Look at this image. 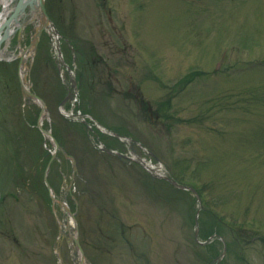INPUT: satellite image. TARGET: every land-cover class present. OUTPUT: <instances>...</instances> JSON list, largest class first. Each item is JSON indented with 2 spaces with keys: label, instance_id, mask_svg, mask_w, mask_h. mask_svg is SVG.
Returning a JSON list of instances; mask_svg holds the SVG:
<instances>
[{
  "label": "rangeland",
  "instance_id": "374dc122",
  "mask_svg": "<svg viewBox=\"0 0 264 264\" xmlns=\"http://www.w3.org/2000/svg\"><path fill=\"white\" fill-rule=\"evenodd\" d=\"M45 7L64 58L47 28L25 51L43 115L21 95L19 57L0 60V264H77L64 206L83 264H264V0ZM73 89L67 109L104 131L62 116ZM38 122L64 149L54 158Z\"/></svg>",
  "mask_w": 264,
  "mask_h": 264
},
{
  "label": "bare ground",
  "instance_id": "6f19581e",
  "mask_svg": "<svg viewBox=\"0 0 264 264\" xmlns=\"http://www.w3.org/2000/svg\"><path fill=\"white\" fill-rule=\"evenodd\" d=\"M21 2L24 0H20ZM14 0H0V20H2V18H5L11 11L13 4H14ZM28 8V7H27ZM27 17H37L38 21L35 22V26L40 25L41 21L39 20L40 18L43 17L42 14L38 13V10L33 9V10H29V9H25L24 12L20 15V17L18 18V24L20 27H16L17 25H15V23H13L8 32L10 31V34L7 32V37H5V39L3 41L0 42V60L3 59H7V60H11L12 58L15 57H21V62L18 68V82L19 85L25 89L26 91L30 90V85L27 81V77H26V72H27V68H26V61L30 58V54L31 51L33 50H29L27 52L23 51V46H22V40H23V36H24V32H25V25H26V18ZM16 23V24H17ZM48 25V22L46 23ZM36 31V28L33 30V33ZM9 34V35H8ZM56 36V34H54ZM54 36V37H55ZM13 37L17 38L18 43L16 44V48L15 50L11 49V40L13 39ZM57 37H55V44L54 46L57 47L58 42H57ZM26 96V95H25ZM26 97H30V96H26ZM25 97V99H26ZM32 98V97H30ZM35 101V102H34ZM34 103H40L37 100H34ZM82 120H86L87 116L82 115ZM79 117V118H81ZM90 125V124H88ZM91 126V125H90ZM101 130L104 131V128L102 126H99ZM48 136V139L50 141V143L53 144L54 147H52V151L50 152V156H55L57 154V148L55 147V142L53 140V138L51 137L50 133L45 132L44 137ZM50 193L51 190H50ZM58 202H60L59 200H57ZM63 206V205H62ZM64 210L66 211V214L64 215V218L62 219V221H59L60 226L62 227V229L60 228V234L61 236H65V235H69V237H71V235L69 234L71 232V227L73 225V218L71 217V215L69 214V212L65 209L64 206ZM72 238V237H71ZM73 254H75V258H77V260H79L77 262V264H83V259L81 260L80 258V253L78 251H75V249L72 250Z\"/></svg>",
  "mask_w": 264,
  "mask_h": 264
},
{
  "label": "water",
  "instance_id": "95a60500",
  "mask_svg": "<svg viewBox=\"0 0 264 264\" xmlns=\"http://www.w3.org/2000/svg\"><path fill=\"white\" fill-rule=\"evenodd\" d=\"M37 5L39 6V8L41 9V12L43 14V21H41V23H40L41 26L36 30L35 35L33 36L31 42L26 46L25 49H23V51H25L27 48H29L31 46L35 47L36 44H37V38H38V36L40 35V32H41V28H43L46 25L47 22H49L50 25H52V22L49 20V18L47 17V15L45 13L44 6H43V0H24L22 2L20 0H17L15 2V4L13 5L10 13L5 18H2V20H0V42L3 41L5 39V37H7V32H8V30H9V28H10L12 23H15V25H17L16 27H20L19 24L17 23L18 22V18L24 12L26 7L27 6H29V7L31 6L32 7V6H37ZM8 33L10 34V31ZM20 60H21V57H20ZM21 91L24 93V95L30 96L33 99H35V100L40 102V107H41L40 115L45 112V103L43 102V100L38 95H36L35 93L31 92L30 90L26 91L22 87H21ZM37 127L41 130V132L43 134H45V132H48V131H45L41 127L40 123L37 124ZM54 142H55L56 148H59L63 152L62 147H60L59 144L55 140H54ZM51 158H54V156H51ZM172 183L175 186L179 187V188L190 189L195 194L196 199L199 200V195L196 193V191L191 186H186V185L179 184V183L173 182V181H172ZM48 190H49V188H48ZM51 197L53 198L52 195H51ZM195 223L197 225V217H195ZM195 238L197 239V229L195 230ZM72 239H73V242H74V245H75L76 249L79 251V253L81 255L80 257H81V260H82L84 258V256H83V251H82L81 245L79 243V240L77 239L76 236H74ZM198 242H199V240H198ZM224 249H225V247H224Z\"/></svg>",
  "mask_w": 264,
  "mask_h": 264
},
{
  "label": "trees",
  "instance_id": "16d2710c",
  "mask_svg": "<svg viewBox=\"0 0 264 264\" xmlns=\"http://www.w3.org/2000/svg\"><path fill=\"white\" fill-rule=\"evenodd\" d=\"M189 78V77H188Z\"/></svg>",
  "mask_w": 264,
  "mask_h": 264
}]
</instances>
